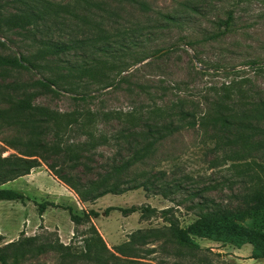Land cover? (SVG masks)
Here are the masks:
<instances>
[{
  "label": "rangeland",
  "instance_id": "obj_1",
  "mask_svg": "<svg viewBox=\"0 0 264 264\" xmlns=\"http://www.w3.org/2000/svg\"><path fill=\"white\" fill-rule=\"evenodd\" d=\"M24 1L36 10L46 6L44 18L38 19L36 30L32 25L28 32L12 25L0 29V55L12 57L20 51L38 69H0V82L20 85L15 96L34 94L36 104L61 113L82 109L83 102L74 100L73 92L94 95L85 107L112 112V117H97L94 122L95 134H103L107 140L88 160L94 172L103 171L101 166L121 148L117 144L124 141L119 142L118 135L127 132L131 112L148 118L167 108L172 112L173 108H186L196 110L197 115L194 126L187 122L186 127L160 140L148 161L132 172H145L153 179L162 177L157 182L173 183L172 190L137 187L82 201L47 161L26 175L0 183V187L30 198L25 202L0 201V248L37 235V243L60 240L81 253L84 240L95 227L119 256L108 258L107 264H264V258H250V243L238 248L230 242L195 237L200 248H189L163 232L168 226L165 215L178 219L185 228L193 223L200 211L198 202L214 201L234 210L246 208L250 202L245 196L252 193L254 181L245 172L248 164L255 171L257 162L264 163V134L249 130L242 140L235 129L203 125L200 120L202 115L213 113L206 98L221 96L220 88L232 79L249 78L244 88H257L261 93H256L264 96V68H258L264 65V0H0V12L12 17L29 7ZM230 13L233 21L226 29L223 21ZM220 28L227 32L220 33ZM46 43H65L71 48L53 51ZM204 66L211 69L204 72ZM232 69L242 71L230 73ZM41 76L56 78L68 91L51 94L40 90L36 81ZM252 97L232 95L224 102L240 114L250 110ZM61 134L62 141L86 138L75 126L62 129ZM7 135L14 132L4 133ZM11 154H18V150L0 139V157ZM68 172L78 175L88 171L81 164ZM195 192L198 194L193 195ZM43 201L58 206H49L41 215L38 202ZM131 207L137 211L119 209ZM146 208L156 211L145 212ZM71 209L80 215L93 211L98 215L76 223ZM139 230L146 234L141 242L125 254L115 251ZM94 263L83 259L71 262L51 249L18 264Z\"/></svg>",
  "mask_w": 264,
  "mask_h": 264
},
{
  "label": "trees",
  "instance_id": "obj_2",
  "mask_svg": "<svg viewBox=\"0 0 264 264\" xmlns=\"http://www.w3.org/2000/svg\"><path fill=\"white\" fill-rule=\"evenodd\" d=\"M24 2L28 5L26 1ZM43 10H36L29 6L12 17L4 16L0 12V29L4 31L6 25H12L20 31L28 32L33 25L36 30L38 28L37 21L44 18L47 7L44 6ZM232 21L233 15L230 13L228 18L223 21L226 29H229ZM226 29L221 30L220 28V33L224 34L227 32ZM46 44L53 51L59 52H65L71 48L65 43ZM258 68H264V65H259ZM0 69L4 71L10 69L32 71L38 69V65L24 53L16 51L12 57L0 55ZM241 71L232 69L230 73H241ZM244 82H250V79L246 77H242L240 80L232 79L220 88V91H223L221 96L214 100L207 97V106L213 105V113L208 112L202 115L201 124L220 126L229 130L235 129L236 135L238 134L242 140L246 139L245 135L249 130L257 134H264V96L256 93L257 91L260 92L257 88L245 89ZM36 86L51 94H62L63 91L69 89L62 86L56 78L46 76L39 77ZM20 87L14 82H0V139L18 150V154L0 157V183L26 175L33 168L40 166L41 161H47L54 173L73 188L82 201H94L109 193L121 194L137 187H145L146 189L160 187L162 191H167L165 189L172 190L173 183L160 182L159 184L157 182V180L163 179L162 177L153 179L151 176L148 177L145 172L141 175H132V172L138 164L148 161L160 140L186 127L187 122L194 126L196 124V110L186 108L176 110L173 108L172 112L167 108L159 114L147 116L148 118L131 112L127 118L130 123V126L126 127L127 132L122 131L118 135L119 142L120 140L124 141L123 144H117L121 148L114 153L113 157L108 158L106 164L101 166L104 168L103 171L94 172L95 169L87 165L88 160L92 159L90 157L92 152H95L102 144H106L107 141L103 134H95L94 122L97 117L103 120L114 114L112 112L102 113L85 107V104L89 103L94 95L90 93L75 94V92L71 94V97L76 101L83 102V105L81 104L82 109L61 113L48 106L36 104L34 94L15 96V91ZM232 95L240 98L247 95L253 96L255 99L252 97L251 107L249 106L251 111L247 110L239 114L227 107L224 102L225 98L232 97ZM159 109L160 107L156 108V110ZM189 117H193V120H187ZM175 119L178 122H175ZM72 126L77 127L82 131V134L86 135L85 140L71 141L68 139L62 141L64 133L61 134V130H72ZM7 132H14V135L11 137L4 136V133ZM79 151L80 153H77ZM81 164H83L85 171H88L87 173L94 175L87 177L85 176L86 172L78 175L68 172ZM256 164L255 171H251L253 166L248 164L245 172L254 181L252 193L245 196L250 201L246 208L234 210L218 205L214 201L212 204L209 200L198 202L200 211L198 218L193 223L185 228L180 225L178 219L165 215L168 226L163 232L173 241L189 248H200L195 237L208 238L223 243L230 242L238 248L250 243L253 245L250 258H264V163L257 162ZM197 194L198 192H195L193 195ZM29 199V196L20 191L0 187V201L19 200L25 202ZM38 205L41 215L49 206H58L55 202L49 201L38 202ZM119 209L125 213L137 211L135 207ZM148 211L155 212L156 209L146 208L145 212ZM165 212L168 211H163V213ZM70 214L76 223L89 219L92 215H98L94 211L80 215L72 209ZM150 233L156 234L158 231ZM145 237L146 234H142L141 230L131 233L129 240L118 245L115 251L125 254L126 250L131 249L132 245L141 242L140 240ZM37 239V235L22 237L2 246L0 248V264H18L22 259H29L51 249L59 251L63 259L68 258L71 262L83 259L95 260L96 263L94 264H107L108 258L119 257L109 249L103 236L95 227H92V235L84 240L85 249L81 253L73 251L71 244H64L60 240L37 243ZM106 252H109L110 255H107Z\"/></svg>",
  "mask_w": 264,
  "mask_h": 264
},
{
  "label": "water",
  "instance_id": "obj_3",
  "mask_svg": "<svg viewBox=\"0 0 264 264\" xmlns=\"http://www.w3.org/2000/svg\"><path fill=\"white\" fill-rule=\"evenodd\" d=\"M165 50H166V49H165ZM165 50H162L161 52H163V51H165ZM193 57H194L195 60H197V58H196L195 55H193ZM202 69L205 70V71H207V70H210L211 68H210V67H207V66H206V67L204 66V67H202Z\"/></svg>",
  "mask_w": 264,
  "mask_h": 264
}]
</instances>
